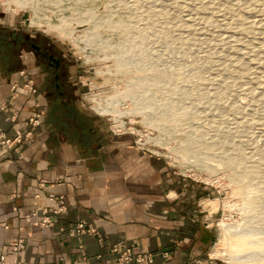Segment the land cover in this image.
I'll list each match as a JSON object with an SVG mask.
<instances>
[{
	"label": "rangeland",
	"instance_id": "obj_1",
	"mask_svg": "<svg viewBox=\"0 0 264 264\" xmlns=\"http://www.w3.org/2000/svg\"><path fill=\"white\" fill-rule=\"evenodd\" d=\"M1 3V26L69 53L91 113L164 159L172 176L199 185L217 233L213 258L234 264L215 252L246 234L252 245L239 264H264V0ZM33 21L74 30L73 37ZM107 68L112 73H100ZM99 98L111 101V112L93 109Z\"/></svg>",
	"mask_w": 264,
	"mask_h": 264
},
{
	"label": "crops",
	"instance_id": "obj_2",
	"mask_svg": "<svg viewBox=\"0 0 264 264\" xmlns=\"http://www.w3.org/2000/svg\"><path fill=\"white\" fill-rule=\"evenodd\" d=\"M38 41L48 40L0 25V137H12L28 117L41 115L30 141L0 146V224L7 225L0 259L75 263L80 253L69 231L84 221L97 231L82 236L90 264L113 259L117 243L154 254L151 264H225L211 256L217 233L201 208L199 185L172 176L164 159L135 148L130 135L114 133L91 113L76 71L54 85L28 46ZM49 194L62 195L66 211L48 227L27 222L24 215L35 205L58 206ZM17 239L26 248L14 255L9 244Z\"/></svg>",
	"mask_w": 264,
	"mask_h": 264
},
{
	"label": "built area",
	"instance_id": "obj_3",
	"mask_svg": "<svg viewBox=\"0 0 264 264\" xmlns=\"http://www.w3.org/2000/svg\"><path fill=\"white\" fill-rule=\"evenodd\" d=\"M5 5V3H1L0 6ZM26 7L24 8H19L20 10H25ZM18 9L16 12H13L14 10L11 9V11L8 10V12L11 14H15L20 23L22 24L25 22L23 19V14L19 15ZM20 12V11H19ZM31 22V20H30ZM31 26L33 24H30ZM29 25V26H30ZM13 120V117H12ZM41 120V115L40 113L36 112L32 114L30 117H28L22 129H18L14 132L12 137H0V146L4 147L5 149L12 147L13 145L16 144H23L25 142L30 141L35 134V129L39 126ZM116 134H123V132H118V131H113ZM139 141V140H138ZM134 143L137 144L136 141ZM142 145V144H139ZM153 153V152H152ZM48 199L50 202L55 203L57 202L58 206L54 207L51 204V207L49 208H44L40 207L38 205H35L27 214L24 215V219L37 226H44L48 227L53 225L55 222L53 216L57 215L59 213H63L66 211L64 202H63V196L58 195L55 196L53 194L48 195ZM7 225L6 223H1L0 224V233L3 229H6ZM85 234H90V235H97V231L94 227H89L86 226V223L84 221H79L77 224H75L69 231V235L76 237L77 239V248L80 253V259L78 262L73 263V264H90L89 262V257L85 252L84 246L82 244V236ZM117 250V255L113 259H108L102 262L101 264H151L154 259V254L145 252L143 250L139 251H131L130 249H123L121 250L120 243H117L113 246ZM26 248V242L24 239H17L9 244V249L14 253L17 254ZM166 255V253H165ZM2 259V258H1ZM0 264H6L3 261L0 262ZM10 264H30V263H18L16 260ZM57 264H63L62 261H58Z\"/></svg>",
	"mask_w": 264,
	"mask_h": 264
},
{
	"label": "bare ground",
	"instance_id": "obj_4",
	"mask_svg": "<svg viewBox=\"0 0 264 264\" xmlns=\"http://www.w3.org/2000/svg\"><path fill=\"white\" fill-rule=\"evenodd\" d=\"M19 3V5L21 6V7H25L26 5V3H23V2H18ZM27 6H29V5H27ZM44 23L45 24H43L42 22L40 23V21H33L32 22V24L34 25H37V26H41L42 25V27H47V28H49L50 30H55V31H57V32H61V33H63L64 34V36H71V37H73V32H74V30H71V29H64V28H62V27H59L57 24H50L49 22H45L44 21ZM50 24V25H49ZM44 25V26H43ZM85 47V46H84ZM85 50V48H81V51H84ZM112 71H113V69L112 68H107L106 69V72L105 71H100V73L101 74H110V73H112ZM94 102H95V104H94V106H93V109L96 111V112H98V113H105V112H111V111H109L108 109H107V105L111 102V101H107V100H105L104 98H99L98 100H93ZM114 114H117V119L118 118H121L123 115H124V113L123 112H114ZM115 116V115H114ZM117 119H115V120H117ZM117 122V121H116ZM118 122H119V126H120V128L122 129V131L123 130H125V122L124 121H122V120H118ZM118 126V125H117ZM119 129V128H118ZM117 130V129H116ZM250 204V203H249ZM226 232H227V230H226ZM229 232V231H228ZM236 233V232H235ZM226 234V233H225ZM233 235V234H232ZM239 235V234H238ZM227 236V235H226ZM234 236V235H233ZM237 236V235H236ZM240 236H241V234H240ZM243 236V235H242ZM245 236H246V234L244 235V237L243 238H240V237H233V238H230L231 240H229V242H227L226 243V245H225V248H223V249H221V250H217L215 253H218V254H220L221 256H226L227 257V260L229 261V262H231V263H240L241 262V260H240V258H239V256L240 255H238L239 253L240 254H242L243 252L245 253V252H247L248 250H249V248L251 247V245H252V243H251V245H249V243H248V241H247V239L245 238ZM230 237V236H229ZM246 237H248V236H246ZM249 238V237H248ZM227 239H229V238H227ZM223 240V243H224V240L225 239H222ZM250 240H251V238H250ZM264 241V240H263ZM253 242V241H252ZM262 244V245H261ZM250 247H249V246ZM255 245H256V242H255ZM257 246V245H256ZM260 248L262 249H264V242L263 243H260ZM253 248V247H252ZM257 249H258V247H256ZM251 249V248H250ZM254 250V249H253ZM251 251V250H250ZM264 251V250H263ZM249 252V251H248ZM247 252V253H248ZM254 252V251H253ZM255 252H256V250H255ZM258 252H260V251H258ZM251 253V252H250ZM261 254V253H260ZM252 256H254V255H252ZM262 259V258H261ZM250 260H252V259H250ZM253 261V260H252ZM263 262V261H262ZM243 264L245 263V262H242ZM251 263H254V261L253 262H251ZM250 264V263H249ZM259 264H261V263H259Z\"/></svg>",
	"mask_w": 264,
	"mask_h": 264
},
{
	"label": "flooded vegetation",
	"instance_id": "obj_5",
	"mask_svg": "<svg viewBox=\"0 0 264 264\" xmlns=\"http://www.w3.org/2000/svg\"><path fill=\"white\" fill-rule=\"evenodd\" d=\"M28 46L36 53L41 67L52 75L54 85L64 73H68L70 70L72 71L73 64L68 57L69 53L61 50L57 45L48 41H38L37 43L29 42ZM61 94L53 95L52 100H60L62 98Z\"/></svg>",
	"mask_w": 264,
	"mask_h": 264
}]
</instances>
